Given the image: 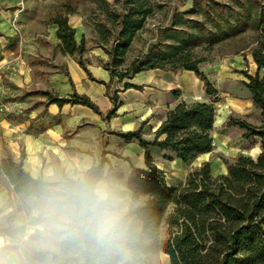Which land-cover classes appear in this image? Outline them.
<instances>
[{"label":"trees","instance_id":"obj_1","mask_svg":"<svg viewBox=\"0 0 264 264\" xmlns=\"http://www.w3.org/2000/svg\"><path fill=\"white\" fill-rule=\"evenodd\" d=\"M83 1L63 0L51 17L57 24L62 52L77 56L86 70L82 59L87 49L85 40L76 42L67 18L68 14L78 15L94 33L92 46L106 54L105 59H99L100 65L118 82L152 68L188 69L203 82L205 93L215 98L217 89L199 64L214 57L210 54L214 46L243 38L248 32L253 34L234 53L246 59L244 50L248 49L256 64L253 75L241 72L261 123L255 126L244 117L229 115L226 124L243 129L246 139L261 138L256 158L239 153L234 160H225L227 172L217 176L210 174L209 163L204 162L188 172L182 187L167 185L164 171L152 162L149 146L171 151L164 154L166 159L179 158L186 163L211 151L215 99L177 102L167 110L151 140L142 136L141 126L116 134L125 141H136L145 150L146 167L133 168L127 186L134 198L145 197L141 211L149 226L148 255L164 252L169 264H264V0H190L191 5L182 10H170L165 0H87L89 7ZM185 2L182 0L181 5ZM156 15L160 18L148 27ZM144 30L150 32L148 38L129 57L134 41ZM105 86L114 104L108 117L115 113L118 97L108 83ZM40 93L47 96L46 102L81 103L97 110L85 95ZM23 156L22 152L14 159L4 148L1 169L16 192L38 196L52 181L32 177L22 166ZM103 162L101 159L87 171L102 172ZM33 258L41 264L60 260L71 264L65 255L48 251L36 250Z\"/></svg>","mask_w":264,"mask_h":264},{"label":"crops","instance_id":"obj_2","mask_svg":"<svg viewBox=\"0 0 264 264\" xmlns=\"http://www.w3.org/2000/svg\"><path fill=\"white\" fill-rule=\"evenodd\" d=\"M22 1L21 9L15 12L20 0H0V68L4 71L0 97L8 107V111L0 113V238L5 242V256L15 253L9 258L24 262L21 248L32 246L33 237L26 241L25 236L37 196L15 191L1 169L4 148L14 159L23 152L24 170L47 181L87 170L104 159L102 172L115 176L128 188L132 169L146 167L145 150L136 141H125L116 133L141 126L142 136L151 140L167 110L177 102L215 99L211 151L186 163L179 158L166 159L164 154L170 155L171 151L149 146L152 162L164 171L167 185L182 187L188 172L204 162L209 163L210 174L217 176L227 172L225 160H234L239 153L256 158L261 151L260 137L246 139L243 129L226 124L229 115L247 119L259 111L241 72L255 73L251 54L245 55L248 65L240 54L212 60L204 72L217 89L215 98L205 93L203 82L188 69L152 68L118 82L99 63V59L106 58L103 50L88 46L91 33L80 16L68 14L67 18L76 42L85 40L87 49L82 59L86 70L77 56L62 52L57 24L51 19L56 1ZM107 83L118 97L115 113L108 117L114 104L106 95ZM40 91L62 97L85 95L97 110L81 103L46 102L47 96ZM135 199L142 203L145 197Z\"/></svg>","mask_w":264,"mask_h":264},{"label":"clouds","instance_id":"obj_3","mask_svg":"<svg viewBox=\"0 0 264 264\" xmlns=\"http://www.w3.org/2000/svg\"><path fill=\"white\" fill-rule=\"evenodd\" d=\"M143 205L118 178L87 170L55 178L34 199L27 241L38 250L60 253L71 264H151L149 226ZM0 264H27L5 256ZM56 264H64L63 260Z\"/></svg>","mask_w":264,"mask_h":264},{"label":"rangeland","instance_id":"obj_4","mask_svg":"<svg viewBox=\"0 0 264 264\" xmlns=\"http://www.w3.org/2000/svg\"><path fill=\"white\" fill-rule=\"evenodd\" d=\"M56 4H53L54 9L58 8V5L63 1V0H55ZM75 1V0H74ZM167 5L170 7V10L173 8L178 7L179 10L184 9L185 7H189L191 5V1L190 0H186L185 4L181 5V1L182 0H165ZM83 5H86L87 7H89L91 4L89 3V1L84 0L82 2ZM82 4H79V9L82 8ZM190 16V15H188ZM191 17H196V16H191ZM160 18V15H156L154 19L149 20L148 22V27L151 26L152 23H155L158 19ZM87 26V25H86ZM87 28H89V30L91 29L89 26H87ZM90 35H89V42H88V46H92L93 42H94V33H92V31L90 30ZM150 32L148 30H144L138 37L137 39L134 41L133 46L131 51L129 52V57L134 55L137 50L142 48V44L143 41L146 40L149 36ZM252 33L248 32L245 35H243V38H237L233 41L230 42H226L217 46H214V48L211 50V55H213L214 57L206 62H202L199 64V68L203 71H205V69L211 64L212 60L216 59V58H229L234 54H240L241 53H234L239 47H241L245 42L250 41L252 38ZM244 54H250L249 50L246 49L244 50ZM243 56V55H242ZM246 58V57H245ZM244 59V57H243ZM86 60V58H85ZM244 62L248 65V61L246 59H244ZM209 77V76H208ZM210 78V77H209ZM211 80V78H210ZM248 122H250L252 125L255 126H259L261 123V116L259 111L255 112L253 115H251L250 118L246 119ZM261 139V138H260ZM261 142V140H260ZM250 144H253V142H250ZM38 250L37 248H33L32 246H28V245H24L21 248V256L24 259V261L27 262V264H41L40 261L35 260L33 258V255L35 253V251ZM148 259L151 261V264H169V260L167 255H165L163 252L160 251H156V252H152L148 255Z\"/></svg>","mask_w":264,"mask_h":264},{"label":"built area","instance_id":"obj_5","mask_svg":"<svg viewBox=\"0 0 264 264\" xmlns=\"http://www.w3.org/2000/svg\"><path fill=\"white\" fill-rule=\"evenodd\" d=\"M23 5V1L20 0L19 6L14 9L15 12H18ZM4 79V71L2 68H0V84L2 83ZM8 111L7 103L0 97V113H4Z\"/></svg>","mask_w":264,"mask_h":264}]
</instances>
